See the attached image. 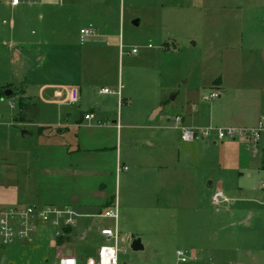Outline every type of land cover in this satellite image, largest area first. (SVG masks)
<instances>
[{
    "label": "rangeland",
    "instance_id": "rangeland-1",
    "mask_svg": "<svg viewBox=\"0 0 264 264\" xmlns=\"http://www.w3.org/2000/svg\"><path fill=\"white\" fill-rule=\"evenodd\" d=\"M7 1L0 0V91L11 52L24 51L28 79L79 83L82 93L61 115L35 98L41 107L25 122L15 120L18 96L0 97V209L69 205L76 212L63 241L53 226L36 222L31 240L0 246V264H55L67 248L94 257L105 242L98 227L114 224L102 216L106 195L118 200V264H264V131L254 148L213 134L186 142L173 124L179 115L190 125L193 114L201 126L252 127L257 101L264 119V0ZM25 13L32 42L9 46L4 34ZM89 25L95 34L82 37L80 27ZM119 85L120 99L99 92ZM213 90L220 96L202 98ZM24 105V117H33L30 102ZM91 112L93 126H75ZM66 122L59 134L57 124ZM65 146L90 152L75 153L80 172L60 178ZM118 162L128 169L117 174ZM218 189L229 203L212 201ZM137 237L143 249L133 251Z\"/></svg>",
    "mask_w": 264,
    "mask_h": 264
},
{
    "label": "built area",
    "instance_id": "built-area-1",
    "mask_svg": "<svg viewBox=\"0 0 264 264\" xmlns=\"http://www.w3.org/2000/svg\"><path fill=\"white\" fill-rule=\"evenodd\" d=\"M24 1L28 3L48 2L49 0H9L11 6H17ZM81 36L93 35L95 30L92 26H86L80 29ZM136 51L135 48L132 49ZM100 93H116L120 99L119 89L113 90L108 87L99 89ZM220 96L217 90H213L208 94L203 95L204 100H211ZM78 100V89L71 90V103ZM85 118L90 120L93 114L85 115ZM173 124L180 130V136L183 141L191 142L196 139H204L210 134L216 136L217 139L232 138L246 140L254 148L258 146L261 132L264 131V119H259L252 127L240 128H214L209 126H190L183 123L182 117L177 115L173 120ZM128 167L117 163L116 173L127 170ZM264 186V184H262ZM212 201L215 204L229 203V199L222 193L220 189L214 192ZM104 217L112 218L114 224L109 227L98 228L101 235L104 237L102 244L97 251L96 256L86 258L84 264H118L119 252V232L117 227L118 219V200L117 197L110 201V207H107L102 213ZM76 212L70 206L58 205H43L36 204L28 205H9L0 209V246L11 244L16 240H31L36 222H42L53 226L56 231V239L63 237L66 234V229L71 228L75 222ZM177 255H182L181 251H177ZM184 261L185 258L181 257ZM55 264H79L78 259L70 252H66L60 256Z\"/></svg>",
    "mask_w": 264,
    "mask_h": 264
},
{
    "label": "crops",
    "instance_id": "crops-1",
    "mask_svg": "<svg viewBox=\"0 0 264 264\" xmlns=\"http://www.w3.org/2000/svg\"><path fill=\"white\" fill-rule=\"evenodd\" d=\"M52 1L53 0H49L47 3L52 2ZM58 1L62 2L63 0H58ZM94 1L95 0H93V2ZM7 3L9 4V0L7 1ZM104 3L108 4L106 0ZM94 4L90 3V5H94ZM19 5H17V6H19ZM17 6H12V7H17ZM39 17H41V15ZM31 20H32V15H30L29 13H25L23 15V17L17 21L12 20V22L10 23V26H9L10 27L9 33L4 34V36H5L4 40L7 41L6 44L8 43L9 46L13 45L12 47H14L15 45L16 46L17 45L23 46V45L31 44L32 41H31V36L29 34L35 33V32H33V30H31L28 34V26L27 25L29 22H31ZM95 22L97 24V27H99V28L104 27V26H106L107 18H105L104 16L98 17V19L95 20ZM81 28H83V27H80V29ZM80 29H79V33H80ZM43 37H41V38L44 39ZM23 52H20V51H14V53L11 52L12 57L10 56L9 67H8V71H10L11 74L9 77V83L10 84L8 83L7 85L11 86V84H13L16 80H19V82L22 83L21 86L19 87L17 93H16V95L18 96L20 113L17 114L18 116H15V120H21L23 122L29 121V120L32 121V119L35 118V116H37V114H38L37 112L39 111V108L41 106L38 105L37 102H35V100H34L35 98L38 99L41 104H44L43 108H49V109L54 108V111H57L58 115H61V110H62L63 105H66V104L75 105L76 103H78L80 101L82 90H81V85L79 83L76 84V83H70V82H66V81L63 82V81L56 80V79H53V80H45V79H41V78L28 79L27 74H26V67L28 65H26V64L31 62V56H29V54L27 52H24V53ZM36 54H38V53L36 52ZM35 58H37V60H41L39 55H36ZM46 60L47 59L45 58L43 61H46ZM48 60H49V58H48ZM12 65L14 66V71L11 70ZM219 86L221 88V80H220ZM102 87H106V86H102ZM73 88L78 89V100L74 103H71L69 101V99H70L71 90ZM27 102H30L31 109L33 108V111H34L33 117H31V116L24 117V113L29 110V109L25 108V105H24V103H27ZM97 105H98V109L103 108V105H101V103H98ZM257 106L259 107L257 109V113L255 112L249 117L251 119L250 120L251 123H248V124H255L256 121L258 119H260V116L263 112L261 108H263V107H261L259 101H257ZM194 108L195 107L193 106L191 109V113H193ZM158 111L156 110V112L151 115V117H150L151 120L153 118H155ZM88 114H93L92 119H94V117H95L94 113H92V112L91 113H83V114L79 115V118L75 117L76 118L75 119V126L76 127L93 126V125H91L92 119L88 120L85 118V115H88ZM67 115L69 118L72 117L71 113H67ZM188 117L191 118L190 121L188 122V124H190V126H201V125H203V123H199L198 117H195V118L193 117V114H190V116H188ZM193 119H195V120H193ZM182 120H183V123L185 124V118L184 117H182ZM195 124H197V125H195ZM57 125L59 127V131H58L59 134H63V132L68 131V128L71 126L67 122L66 123H58ZM116 126H119V125L117 124ZM44 127H46V126H44ZM82 149H81V147L71 148V146H65L64 148L62 147L61 153L59 155H61V157H66L67 159H64L63 163H59V165L55 168L56 174L59 175L58 177L61 178V176L65 175V174L70 175V176H74L80 172V168H79L78 164L74 163L75 159L73 160V158H74L73 155L77 152L84 153V154H87V152H90V150L87 148H82ZM96 149L101 150V148H96ZM101 184H102V186L104 185L103 183H101ZM211 185H212V183H211ZM102 186H100V187H102ZM111 200H112L111 197H108V195H106L100 203L103 204L102 205L103 207L107 208ZM82 205H85V204H82ZM67 206H69V205H67ZM78 206L81 207V205H78ZM98 214H100V211L98 212ZM105 227H109V226H105ZM72 230H73V226L70 228L68 233L72 232ZM98 232H99V230H98ZM66 237H69V236L66 235ZM56 241H57V239H56ZM99 247H97V249L94 253V256H96ZM66 250H67L66 252L72 253L78 259V261L80 263L85 262L86 258H88L89 256H92V255H87V256L84 255L83 256V255L79 254L74 248H67Z\"/></svg>",
    "mask_w": 264,
    "mask_h": 264
},
{
    "label": "water",
    "instance_id": "water-1",
    "mask_svg": "<svg viewBox=\"0 0 264 264\" xmlns=\"http://www.w3.org/2000/svg\"><path fill=\"white\" fill-rule=\"evenodd\" d=\"M138 22H139V20H138V19H135V20H133L132 23L135 24V25H137ZM11 94H13V89H12V88H6V89L4 90V95H5V96H9V95H11ZM157 111H158V110H157ZM155 112H156V111H155ZM155 112H154V113H155ZM22 133L25 134V133H27V131L23 130ZM208 186H211V182H210V181L208 182ZM130 247H131V249H132L133 251L142 250V249H143V244L141 243V239H140L139 237H137V238H133V239L131 240Z\"/></svg>",
    "mask_w": 264,
    "mask_h": 264
},
{
    "label": "trees",
    "instance_id": "trees-1",
    "mask_svg": "<svg viewBox=\"0 0 264 264\" xmlns=\"http://www.w3.org/2000/svg\"><path fill=\"white\" fill-rule=\"evenodd\" d=\"M6 88H12V87L10 85H6L4 87V90ZM12 89H13V94H16L18 90H16L15 88H12ZM4 90L0 91V97L4 96ZM13 94H11V95H13ZM11 95H9V96H11ZM260 169L264 170V149L262 150V157L260 159ZM69 230H70V228L66 229V233H68ZM57 241H59V242L63 241L62 237H58Z\"/></svg>",
    "mask_w": 264,
    "mask_h": 264
}]
</instances>
